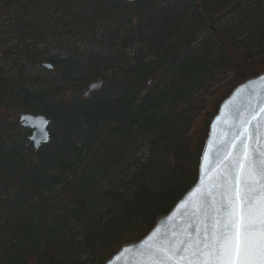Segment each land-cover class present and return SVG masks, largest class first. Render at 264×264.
I'll list each match as a JSON object with an SVG mask.
<instances>
[{
  "label": "trees",
  "instance_id": "trees-1",
  "mask_svg": "<svg viewBox=\"0 0 264 264\" xmlns=\"http://www.w3.org/2000/svg\"><path fill=\"white\" fill-rule=\"evenodd\" d=\"M0 51V264H105L196 183L221 103L264 73V0H0ZM24 114L49 121L38 151Z\"/></svg>",
  "mask_w": 264,
  "mask_h": 264
},
{
  "label": "snow or ice",
  "instance_id": "snow-or-ice-1",
  "mask_svg": "<svg viewBox=\"0 0 264 264\" xmlns=\"http://www.w3.org/2000/svg\"><path fill=\"white\" fill-rule=\"evenodd\" d=\"M264 112V108L260 109ZM253 113L251 119H257ZM245 127L225 154L222 170L209 179L199 206L205 207L207 223L196 238L172 246L154 245L148 255L155 264H264V149H256Z\"/></svg>",
  "mask_w": 264,
  "mask_h": 264
},
{
  "label": "water",
  "instance_id": "water-1",
  "mask_svg": "<svg viewBox=\"0 0 264 264\" xmlns=\"http://www.w3.org/2000/svg\"><path fill=\"white\" fill-rule=\"evenodd\" d=\"M129 4L138 0H125ZM1 56V55H0ZM51 69L50 66H45ZM103 81L91 83L84 93L87 98L98 91ZM264 73L247 80L236 87L221 103L217 114L213 118L209 132L201 153L196 183L186 192L182 199L165 216L161 217L150 231L139 242L122 247L105 264H155L149 257V249L154 245L172 246L181 241L196 238L197 230L203 233V224L207 223L205 207L199 206L201 192L212 183L210 177H215L225 163V154L230 145L243 132L245 121L252 139L249 144L256 149L257 162L259 150L264 149ZM257 113V119H251ZM21 126L31 132L29 141L34 150L48 144L50 140L49 121L42 115L24 114L19 117ZM164 264H175L174 261H165ZM184 264V262H181Z\"/></svg>",
  "mask_w": 264,
  "mask_h": 264
},
{
  "label": "rangeland",
  "instance_id": "rangeland-1",
  "mask_svg": "<svg viewBox=\"0 0 264 264\" xmlns=\"http://www.w3.org/2000/svg\"><path fill=\"white\" fill-rule=\"evenodd\" d=\"M64 32H65V30H64ZM66 33V32H65ZM60 35V34H59ZM58 39H60V40H63L64 39V37L61 35V36H58ZM2 53V51H0V54ZM4 112H8L7 110H4Z\"/></svg>",
  "mask_w": 264,
  "mask_h": 264
},
{
  "label": "flooded vegetation",
  "instance_id": "flooded-vegetation-1",
  "mask_svg": "<svg viewBox=\"0 0 264 264\" xmlns=\"http://www.w3.org/2000/svg\"><path fill=\"white\" fill-rule=\"evenodd\" d=\"M1 55V54H0ZM1 57V56H0Z\"/></svg>",
  "mask_w": 264,
  "mask_h": 264
}]
</instances>
